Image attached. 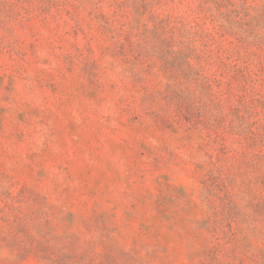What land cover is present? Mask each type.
I'll list each match as a JSON object with an SVG mask.
<instances>
[{
	"label": "rangeland",
	"instance_id": "obj_1",
	"mask_svg": "<svg viewBox=\"0 0 264 264\" xmlns=\"http://www.w3.org/2000/svg\"><path fill=\"white\" fill-rule=\"evenodd\" d=\"M0 264H264V0H0Z\"/></svg>",
	"mask_w": 264,
	"mask_h": 264
}]
</instances>
